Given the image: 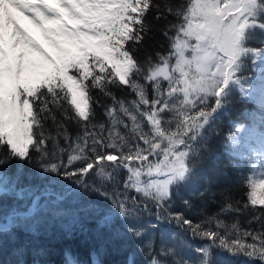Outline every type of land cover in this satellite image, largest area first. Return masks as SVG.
I'll list each match as a JSON object with an SVG mask.
<instances>
[{
  "label": "snow or ice",
  "instance_id": "obj_1",
  "mask_svg": "<svg viewBox=\"0 0 264 264\" xmlns=\"http://www.w3.org/2000/svg\"><path fill=\"white\" fill-rule=\"evenodd\" d=\"M152 12L167 21L168 47L142 60ZM249 67L260 72L258 85L243 75ZM237 94L258 95L261 109L259 127L255 118L251 126L229 120L224 137L232 166L248 168L240 174L245 202L226 198L219 213L194 221L186 215L191 201L177 210L173 198L205 160L218 159L212 145ZM12 160L69 183L41 195L17 188L19 174L4 171ZM8 193L30 203L0 217L3 231L43 213L42 196L55 195L77 201L73 224L83 213L111 231L119 218L137 240L143 215L175 222L179 232L167 234L157 253L172 264H215L217 248L264 264V0H0V196ZM249 209L261 213L247 221H261L258 230L218 218ZM188 236L205 243L192 247ZM140 247L151 252L155 238ZM67 264L79 262L68 254Z\"/></svg>",
  "mask_w": 264,
  "mask_h": 264
},
{
  "label": "trees",
  "instance_id": "obj_2",
  "mask_svg": "<svg viewBox=\"0 0 264 264\" xmlns=\"http://www.w3.org/2000/svg\"><path fill=\"white\" fill-rule=\"evenodd\" d=\"M158 2L163 5L166 0H158ZM155 15L152 12L148 16L151 26L138 52L142 60L149 55L155 59L156 52L163 53L168 47L162 31L167 21H157L154 19ZM168 19L172 20L173 17H168ZM243 75L249 77V82L252 85L259 84L260 72L258 70L249 67ZM117 94L131 98L130 94L126 92ZM260 112L258 95L253 98H245L237 94L234 102L230 105L227 116L220 123L221 136L214 140L212 145L218 159L215 161L208 159L203 162L201 170L191 185L181 188L179 195L173 198L175 209L184 210L181 200L189 199L192 208L186 212V215L194 221H199L219 213L221 207L226 203V198L231 201L239 200L242 208L245 202L246 188L240 183V174L247 173L248 168L244 166L237 169L232 166L229 156L224 152V137L231 127L229 120L241 124L249 121L247 126H251V122L255 118L259 126ZM78 130L75 124L70 128L73 134ZM219 170H222L224 175H219ZM4 171L11 176L19 174L17 188L30 186L36 190V195H41L46 188L49 193H59L69 183L61 177L49 174L40 175L33 165H19L16 160H12ZM205 189L207 191L203 196L197 194ZM88 199L95 200L96 198H81L84 203ZM40 202L47 205L43 213L29 218H21L17 226L9 231L0 229V264H67L68 254H71L79 264H93L94 260L99 264H129L130 259L133 264H151L153 257L166 259L168 264L173 262L174 257L165 258L157 255L161 240L167 239L169 233L179 232L178 226L173 221L161 220L157 222L154 217L143 215L135 223L138 227L145 229V235L137 240L126 232L124 223L119 218L114 222L111 231L98 228L95 220L84 219L83 213H81L80 223L73 224L71 212L78 207L75 200L58 201L56 196L52 195L50 199L42 196ZM25 203H30V201L16 200L10 193L4 194L0 196V212L6 215L13 206L19 207ZM20 210L24 211L25 209L20 207ZM252 215L260 216L261 213L253 212L250 209L241 212L231 211L221 214L218 218L227 224L239 220L242 228L258 230L261 221L247 223ZM150 224H157V227L153 229ZM81 225L83 226L81 227ZM117 230H119V234ZM149 237L155 238V248L151 252L146 247H140ZM187 241L192 247L205 243L199 238L190 236L187 237ZM168 242L170 246L176 247L180 254L187 251L183 243L176 238H172ZM211 259L215 261V264H233V262L246 264L247 260L244 256H233L218 248L213 250Z\"/></svg>",
  "mask_w": 264,
  "mask_h": 264
},
{
  "label": "rangeland",
  "instance_id": "obj_3",
  "mask_svg": "<svg viewBox=\"0 0 264 264\" xmlns=\"http://www.w3.org/2000/svg\"><path fill=\"white\" fill-rule=\"evenodd\" d=\"M249 122V121H248ZM248 122H246V123H242V124H244V125H249V124H247ZM251 123H253V121L251 122ZM252 125V124H251ZM257 127H259L258 125H257ZM26 210V209H25ZM24 210V211H25ZM2 216H4V214L2 213V212H0V217H2ZM2 222V223H1ZM3 223H6V221H4V220H2V219H0V224H3ZM21 224H22V222H21ZM62 264H64V263H62Z\"/></svg>",
  "mask_w": 264,
  "mask_h": 264
}]
</instances>
